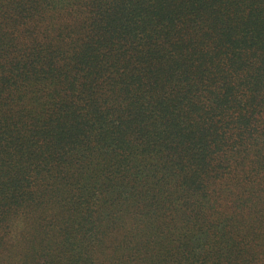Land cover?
<instances>
[{
    "label": "trees",
    "instance_id": "trees-1",
    "mask_svg": "<svg viewBox=\"0 0 264 264\" xmlns=\"http://www.w3.org/2000/svg\"><path fill=\"white\" fill-rule=\"evenodd\" d=\"M0 264H264V0H0Z\"/></svg>",
    "mask_w": 264,
    "mask_h": 264
}]
</instances>
